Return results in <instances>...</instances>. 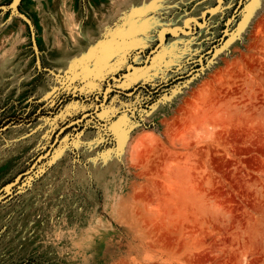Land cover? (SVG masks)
<instances>
[{
    "label": "rangeland",
    "instance_id": "rangeland-1",
    "mask_svg": "<svg viewBox=\"0 0 264 264\" xmlns=\"http://www.w3.org/2000/svg\"><path fill=\"white\" fill-rule=\"evenodd\" d=\"M0 264H264V0H0Z\"/></svg>",
    "mask_w": 264,
    "mask_h": 264
},
{
    "label": "bare ground",
    "instance_id": "bare-ground-1",
    "mask_svg": "<svg viewBox=\"0 0 264 264\" xmlns=\"http://www.w3.org/2000/svg\"><path fill=\"white\" fill-rule=\"evenodd\" d=\"M71 11L72 12H74V14L76 13V10H75V8L73 7L72 9H71ZM63 14V13H62ZM99 15V14H98ZM37 16L39 17V19H40V25L42 26V28H44V19H43V17L42 16H40V14H38L37 13ZM64 16V15H63ZM61 17V16H60ZM62 19V18H61ZM63 20V19H62ZM63 23H64V25H65V21L63 20ZM78 27V26H77ZM73 29H75V28H73ZM72 30V29H71Z\"/></svg>",
    "mask_w": 264,
    "mask_h": 264
}]
</instances>
